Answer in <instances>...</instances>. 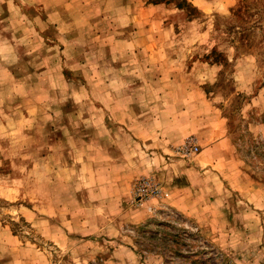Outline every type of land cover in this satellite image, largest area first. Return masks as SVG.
I'll return each mask as SVG.
<instances>
[{"label": "rangeland", "instance_id": "1", "mask_svg": "<svg viewBox=\"0 0 264 264\" xmlns=\"http://www.w3.org/2000/svg\"><path fill=\"white\" fill-rule=\"evenodd\" d=\"M0 264H264V0H0Z\"/></svg>", "mask_w": 264, "mask_h": 264}, {"label": "built area", "instance_id": "2", "mask_svg": "<svg viewBox=\"0 0 264 264\" xmlns=\"http://www.w3.org/2000/svg\"><path fill=\"white\" fill-rule=\"evenodd\" d=\"M198 145L194 136L186 137L177 147V151L182 156H190L197 152ZM131 193L137 200L145 198H156L166 195L159 183L150 177H138L132 184Z\"/></svg>", "mask_w": 264, "mask_h": 264}]
</instances>
